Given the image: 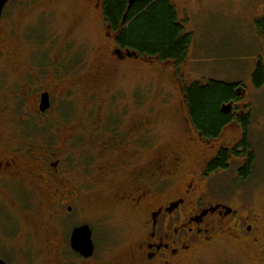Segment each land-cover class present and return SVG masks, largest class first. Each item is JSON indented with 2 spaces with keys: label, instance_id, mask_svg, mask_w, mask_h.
Returning <instances> with one entry per match:
<instances>
[{
  "label": "flooded vegetation",
  "instance_id": "1",
  "mask_svg": "<svg viewBox=\"0 0 264 264\" xmlns=\"http://www.w3.org/2000/svg\"><path fill=\"white\" fill-rule=\"evenodd\" d=\"M44 2L56 0H7L0 16V232L9 245L4 247L9 253L0 255V260L26 264L9 257L18 245L27 250L24 259H40L35 264H66L67 258H74L75 264H190L201 248L223 236L253 248L264 264L263 215L240 199L245 211H239L228 200L211 195L209 186L216 174L229 168L231 158L239 162L235 168L239 178L249 157H253L249 171L255 160L247 142L252 115L241 101L243 88L238 90L240 99L229 102L228 112L221 109L232 119L215 134H205L196 125L185 103L178 114L183 137L162 149L160 128L155 118L145 121L138 98L132 108L101 106L116 99L103 95L105 90L109 95L116 90L109 77L120 71L115 62L126 56L124 49L115 43L100 47L107 60L102 64L81 60L79 49L65 44L64 37L56 36L50 44L21 34L34 8ZM79 6L83 16L98 10L102 16V0H79ZM103 34L106 43L110 38L114 41L106 27ZM43 95L48 105L44 110ZM67 99H72L73 108L64 106ZM247 113L250 120L244 127ZM227 133L232 135L230 147L224 142L209 145ZM70 144L88 145L95 152L88 156V170L76 171L77 177L71 178L59 170L64 148ZM190 147L195 159H190ZM222 151L228 160L226 169L215 166ZM49 184L59 192L46 191ZM74 215L79 219L65 232L64 222ZM91 219H96L95 224ZM113 220L121 222L124 233L135 240L116 262L110 260L109 245H98L107 239ZM82 225L91 230L94 248L89 257L76 252L70 242L72 230ZM34 239L35 250L30 244Z\"/></svg>",
  "mask_w": 264,
  "mask_h": 264
},
{
  "label": "rangeland",
  "instance_id": "2",
  "mask_svg": "<svg viewBox=\"0 0 264 264\" xmlns=\"http://www.w3.org/2000/svg\"><path fill=\"white\" fill-rule=\"evenodd\" d=\"M170 2L175 6L178 21L184 27V32L192 35L185 61L176 65L171 61H158L143 56L118 57L115 64L120 66V71L114 77H109L111 88L116 90L110 95L105 90L103 95L104 98L111 96L116 99H110L112 103L105 101L101 106L132 108L138 98L140 107L145 110V121L150 122L155 118L161 131L162 149H167L183 137L178 114L185 107V86L194 81L206 84L209 80L240 83L244 90L241 101L248 104L252 115L247 130V142L252 147L255 160L248 176L241 179L235 172L239 162L234 157L231 158L229 168L216 174L209 186L211 195L228 200L234 208L245 211V205L239 206L240 199L247 206L258 210L264 218V85L255 88L252 80L257 63L262 62L264 67V41L254 23L257 18L264 17V0ZM12 5L10 10H14ZM39 5L40 8H34L32 17L28 19L29 25L25 29L22 28L21 34L31 40L47 39L50 44L53 40L56 41V36L64 37L68 39L65 44H71L72 49H79L81 60L94 59L96 63L100 61L107 64L102 55L103 51L100 52L99 48L114 45V41L112 38L108 40L109 44L105 41V26L100 10L90 16H83V13H80L79 0H56L53 4L44 2ZM28 17L26 16V19ZM19 18L20 16L18 20ZM24 48L28 47L24 45ZM50 56L55 57V54L51 52ZM68 56L66 54V58ZM89 100L94 102L96 98ZM64 106L73 108L72 99H67ZM80 106L85 110L84 102ZM231 136L227 133L209 145L224 142L230 147ZM64 151V161L59 164V170L66 171L64 175L69 178L77 177L74 175L76 171H87L85 167L90 161L88 156L95 153L91 146L78 148L73 144L66 146ZM188 151L191 156L189 158L195 159V149L190 147ZM47 190L49 193L50 190L56 194L59 192L57 187L50 184L46 185ZM34 213L35 211L30 214ZM30 218L33 219V215H30ZM78 219L79 216L74 215L65 221L64 231L69 232L74 221ZM95 221L96 219H91L92 224H95ZM17 223L19 239L16 237V240L18 239L19 244L22 242V220ZM110 225L109 231L105 233L107 239L99 240L98 245H109L112 250L110 260L116 262L125 257L127 250L134 246L135 240L124 233V225L118 220H113ZM35 241L34 239L30 242L34 250ZM6 246H9L8 240L0 232V255L3 257L4 253H9L4 249ZM26 251L18 245L14 246L9 257L25 260L26 264L40 261L35 258L24 259ZM254 253V249L244 243L220 236L212 246L201 248L190 264H260ZM73 261L74 258L65 259L66 264H75Z\"/></svg>",
  "mask_w": 264,
  "mask_h": 264
},
{
  "label": "trees",
  "instance_id": "3",
  "mask_svg": "<svg viewBox=\"0 0 264 264\" xmlns=\"http://www.w3.org/2000/svg\"><path fill=\"white\" fill-rule=\"evenodd\" d=\"M129 1L102 0L103 23L113 33L114 43L137 56L171 61L176 65L184 62L192 35L184 32L170 0H132L130 4ZM254 23L264 41V17L257 18ZM252 78L255 88L264 85L262 62L257 63ZM240 87V83L215 80H209L206 84L194 81L184 87V101L196 125L205 134H215L220 126L232 119V115L223 113L221 107L232 99H240ZM246 107L249 108L248 105ZM249 120V113L243 115L244 127H247ZM225 155L222 151L215 166L221 169L228 167ZM252 159L250 156L248 164L241 169L240 178L248 176Z\"/></svg>",
  "mask_w": 264,
  "mask_h": 264
},
{
  "label": "water",
  "instance_id": "4",
  "mask_svg": "<svg viewBox=\"0 0 264 264\" xmlns=\"http://www.w3.org/2000/svg\"><path fill=\"white\" fill-rule=\"evenodd\" d=\"M7 2V0H0V16L2 12V8L4 4ZM132 2V0L129 1V4ZM126 56L132 57L135 56V53L126 52ZM47 103V97L46 95H43L42 97V103H41V109L44 110L48 105ZM231 108V104H224L222 105L221 109L223 112H228ZM70 242L72 248L80 253L84 257H89L93 253V244L91 240V230L88 227V225H82L80 227H76L72 230ZM0 264H5L0 260Z\"/></svg>",
  "mask_w": 264,
  "mask_h": 264
}]
</instances>
